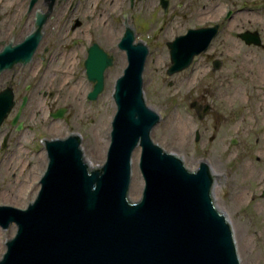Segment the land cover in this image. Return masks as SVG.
Listing matches in <instances>:
<instances>
[{"label":"water","instance_id":"obj_1","mask_svg":"<svg viewBox=\"0 0 264 264\" xmlns=\"http://www.w3.org/2000/svg\"><path fill=\"white\" fill-rule=\"evenodd\" d=\"M217 31H190L181 48L172 42L168 75L187 69ZM140 47L129 50L115 84L105 162L91 165L80 135L49 141V164L35 199L25 208L6 207L1 217L6 228L17 227L0 264H241L232 223L213 196L222 176L207 161L189 169L153 140L162 117L145 99L149 51ZM104 72L89 66V76L98 80L90 100L103 92ZM13 106V94L1 93L0 128ZM139 148L144 189L134 202Z\"/></svg>","mask_w":264,"mask_h":264},{"label":"flooded vegetation","instance_id":"obj_2","mask_svg":"<svg viewBox=\"0 0 264 264\" xmlns=\"http://www.w3.org/2000/svg\"><path fill=\"white\" fill-rule=\"evenodd\" d=\"M7 1L6 5L13 14L0 15V94L6 91L12 93L14 106L0 128V248L6 245L4 232L17 227L15 223L5 227L1 218L4 210L6 207L21 208L11 203L20 199L22 181L30 182L37 178L39 183L42 179L49 164L47 145L56 139L47 136L52 132L55 122L64 120L68 112L67 108L54 107L53 98L56 94L51 88L61 89L73 79L75 85L71 91L76 94L75 100H78L85 86H89L92 90L88 91L86 98L94 102L101 94L94 100L89 99L98 84L97 79L89 76V66L105 70V86L108 74L119 64L122 65V71L127 67L129 50L144 46L149 51L148 62L150 54L157 49L156 40L163 33L152 36V41L149 39L150 36L145 32L149 31L151 18L147 24L141 23V13L137 12L140 5H154V13L159 12L162 15L160 21L163 22L172 11L175 16L184 8L202 6L196 9L194 15H182L189 18L186 21L188 24L166 42L169 52L172 42L178 41V47L181 48L184 37L190 31L218 29L208 49L196 55L187 69L176 73L191 82L193 87H204L207 81H213L221 73L222 78L227 77L224 74L226 65L223 53L217 51L216 46L220 38L228 33L231 23L241 24L237 37L244 46L264 53V30L250 29L253 23L264 19V0ZM12 19L14 21L10 24ZM163 29L161 31L164 33L168 30L167 27ZM143 34L147 35L145 39ZM256 40L260 42L256 44ZM262 69L264 76V57L259 65V70ZM117 79L114 80L115 84ZM195 94L196 98L191 100L189 106L202 128L205 120L216 117V111L208 102L214 92L206 90L202 96ZM227 123L232 125L233 119ZM237 128V135L232 136L229 142L234 148L243 143L239 134L240 123ZM23 131L33 136V148L21 147L17 142L20 139L18 133ZM71 134L77 133L70 132L65 138ZM195 135L196 141H199L201 134L198 129H195ZM82 140L83 147V137ZM24 152L35 156L36 163L24 161ZM258 162L250 171L253 177L261 176L258 180L260 190L256 193L251 190L250 201L255 204V208L264 201V176L261 175L264 162ZM35 169L39 174H34ZM236 175L235 167L228 164L221 182L225 196Z\"/></svg>","mask_w":264,"mask_h":264},{"label":"rangeland","instance_id":"obj_3","mask_svg":"<svg viewBox=\"0 0 264 264\" xmlns=\"http://www.w3.org/2000/svg\"><path fill=\"white\" fill-rule=\"evenodd\" d=\"M7 3V0L3 2L0 0V15L13 14ZM154 7V5L147 7L140 5L137 8V12L142 16V24H147L151 18L149 33L145 32L150 36L151 41L152 36L163 33L156 40L157 43L155 42L157 49L150 54L144 73L145 99L148 105L162 117L153 131V140L164 150L179 156L191 170L197 169L201 161H208L214 174L220 176L223 175L228 164L230 167H235L237 175L226 196L222 183L219 181L216 185L213 192L215 204L232 223L241 264H264V201H261L260 203L263 204L257 208L250 201L251 190L255 193L260 190L258 180L261 178L259 175L253 177L250 171L258 165V160L264 162V76L263 69L259 70L264 53L244 46L237 37L241 24L231 23L228 33L220 38L216 46L217 51L223 53L222 57L226 65L224 74L227 77L222 78L221 73L213 81H207L204 87H193L191 82L182 79L179 74L168 75L172 64L166 42L188 24L186 21L189 18L182 15L185 13L194 15L196 9L202 6L184 8L175 16L172 14L175 12L172 11L164 22L160 21L162 15L159 12L154 13ZM13 21L14 19L10 20V24ZM165 27L168 30L164 33L161 30ZM250 27V29L264 30V19L253 23ZM145 34H143L144 39L147 37ZM121 66L119 64L108 74L104 90L94 102L86 98L88 91L92 90L89 86H85L84 91L79 93L78 100H75L76 94L71 91L75 85L73 79L61 89L51 88L56 94L53 98L54 107L67 108L68 112L64 120L55 122L52 132L47 137L63 138L70 132L80 134L84 139L85 157L93 167L102 165L106 160L111 125L116 113L113 106L114 80L122 74ZM76 73L79 75V72ZM186 74L188 75L189 72ZM206 90L214 92L208 102L216 111V117L205 120L203 127L200 128V122L195 120L189 105L191 100L196 98L195 93L197 96H202ZM231 119L233 124L229 125L227 121ZM28 121L32 122L30 119ZM239 123L241 127L239 134L243 143L242 146L234 148L229 142L232 136L237 135ZM195 129L200 131L199 141H196ZM17 137L20 138L17 142L22 145L21 147L33 148L31 134L23 131L18 133ZM99 139L100 143H98ZM23 159L33 163L37 160L27 152L23 153ZM136 169L130 191L131 201L132 199L138 201L144 189L139 162ZM35 173L39 174L36 169ZM261 175L264 176V170ZM37 182V178L30 182L22 181L21 201L32 196L34 198L31 202L35 199L40 187ZM11 232V230L4 232L6 241L11 238ZM5 250L6 248L1 246V257Z\"/></svg>","mask_w":264,"mask_h":264},{"label":"bare ground","instance_id":"obj_4","mask_svg":"<svg viewBox=\"0 0 264 264\" xmlns=\"http://www.w3.org/2000/svg\"><path fill=\"white\" fill-rule=\"evenodd\" d=\"M113 106H114V109H115V111H116V105L115 104H113ZM113 118V116L111 117V119ZM66 137V136H65ZM65 137H63V138H65ZM98 143H100V139H99V142ZM139 152H140V148L139 149H137L136 150V152H135V154H134V157H133V176L135 175V173H136V168H137V165H138V162H139ZM36 197V196H35ZM34 197L32 196V197H30V198H27V199H25V200H22L21 201V199H19L18 201H16V202H14V203H11L12 205H16V206H18V207H26V206H28L29 205V203L31 202V200L33 199ZM134 202L136 201V200H134V199H132ZM12 232H11V237L15 234V232H16V228H13L12 230H11ZM236 243H237V239H236ZM237 248H238V245H237ZM3 251V250H2ZM238 253H239V251H238ZM1 252H0V257H1ZM1 259V258H0Z\"/></svg>","mask_w":264,"mask_h":264}]
</instances>
